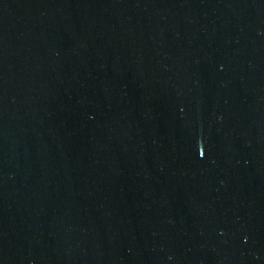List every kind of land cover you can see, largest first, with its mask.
I'll list each match as a JSON object with an SVG mask.
<instances>
[{
  "label": "water",
  "instance_id": "obj_1",
  "mask_svg": "<svg viewBox=\"0 0 264 264\" xmlns=\"http://www.w3.org/2000/svg\"><path fill=\"white\" fill-rule=\"evenodd\" d=\"M0 264H264V0H0Z\"/></svg>",
  "mask_w": 264,
  "mask_h": 264
}]
</instances>
